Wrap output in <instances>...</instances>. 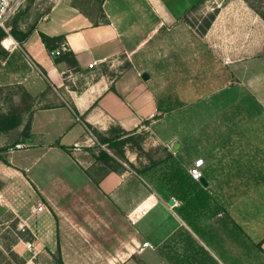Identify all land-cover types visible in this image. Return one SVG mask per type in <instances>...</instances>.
<instances>
[{"label":"crops","instance_id":"1","mask_svg":"<svg viewBox=\"0 0 264 264\" xmlns=\"http://www.w3.org/2000/svg\"><path fill=\"white\" fill-rule=\"evenodd\" d=\"M212 1L103 0L105 16L96 23L76 6L55 7L24 42L13 41L10 49H6L8 54L1 64L10 66V60L14 59L13 63L17 65L9 74L20 78L16 84L21 86L26 103L16 105L21 108L18 112L21 123L7 133H0V142L12 136L27 148L15 152L24 155L27 173L40 172L44 175L45 180L36 188L53 212L54 203L48 196L53 190L67 187L78 195L85 206H90L95 216L94 219L91 216L84 219L91 222L89 233H133L127 244L105 264H130L137 248L139 253L158 256L157 248L180 229L197 238L178 214L181 201L169 196L165 186L157 189L152 184L151 179L161 167L155 166L151 173L145 175L140 173L148 168L149 158H141L130 143L119 147L124 152L121 157L125 156L129 166L119 163L116 150L111 147L114 152L108 155L111 161L104 163L96 160L98 155L92 152L89 142L97 139L88 129L99 134L97 144L100 147L107 145L101 142L103 139L114 142L115 136L120 135L123 139L145 130V137L154 144L152 147L162 145L166 148L167 156H162V161L171 156L183 164V153L188 155L189 151L185 145L194 133L184 132L185 124L173 128L171 115L160 114L159 105L147 88L150 77L144 81L141 77L143 73L130 65L121 69L118 76H113L111 70L115 63L122 64L138 54L164 29L169 30L184 22L189 13L200 11L205 14L207 8L217 11L209 28L199 39L213 59L227 65L233 83L247 91L254 101V105L250 103L252 116L234 122L238 133L230 134L213 148L224 151L228 148L227 143L239 146L238 150H234L239 155L232 157L229 169L222 168L221 159H218L219 169L223 174L231 169L239 174H257L264 184V21L244 0H228L221 6H214ZM146 9L152 16V24L144 27L142 36L132 39L129 31L140 28V15L144 16ZM39 33L49 37L63 36L64 39L59 47L49 51ZM61 46L73 54L77 69L66 61L56 60ZM21 69L25 72L19 75ZM26 124L29 131L23 139L22 131ZM207 125L210 126V122ZM160 129L169 132H161ZM206 138L207 141L212 140L208 135H205ZM219 141V138L215 139L216 143ZM60 146L67 150L73 147V150L67 153ZM214 159V154L209 153L204 167L216 170L217 167L212 165ZM113 161L120 164L118 168L108 167ZM69 173L73 176L64 182L65 187H61V179ZM10 176L12 169L0 162V180L7 181ZM170 199H173L171 206L168 205ZM235 204L232 205L226 195L210 200V208L202 216V225L209 233H241L245 221ZM216 205L223 207V211L212 215ZM57 206V230L61 233V201ZM231 206L233 210L228 209ZM77 207L81 208L84 216L85 211L79 202ZM7 211L4 193L0 190V221ZM144 243L147 246L142 248ZM202 245L208 249L205 244ZM64 255L61 249L63 264H69ZM158 258L154 264L162 261ZM34 259L33 256L22 261L23 264H36ZM216 260L220 261L219 258Z\"/></svg>","mask_w":264,"mask_h":264},{"label":"rangeland","instance_id":"2","mask_svg":"<svg viewBox=\"0 0 264 264\" xmlns=\"http://www.w3.org/2000/svg\"><path fill=\"white\" fill-rule=\"evenodd\" d=\"M227 2L228 0L212 1L214 6L225 5ZM244 2L251 6L264 21V0H244ZM102 5L103 0H27L24 7L0 28V31L5 34L0 39V115L19 112L21 108L16 105H20L22 102L26 103L21 86L16 84L20 78L9 74L14 65H17L13 63L14 59L10 58V66L1 64L8 54L2 46L3 40L10 39L12 43L13 41L18 43L12 35V30L23 33L34 29L47 19L48 13L53 8L60 6H76L96 23L105 16ZM206 11L205 14L200 11H195L194 14L189 13L184 22L174 25L169 30L161 31L134 57L125 60L122 64L115 63L111 71L114 72L113 76H118L121 69L130 65L139 70L141 74L147 73L151 78L147 83V88L153 93L154 99L159 105L160 114L165 115L166 111H169L168 115H171L173 120L181 122L182 119L181 123L185 124L186 128L184 132L194 133L193 137L190 136L191 139L188 143V155L183 153L185 169L189 168L193 160L198 158H202L205 165L206 157L211 153L216 157L212 165L217 167L216 174L221 177L218 159H221L222 168L228 170V165L233 163L232 157L239 155V152H234L235 149H239V146L227 143L228 148L224 151L213 148L230 135L235 124H232L231 119L222 116L218 121L219 124L215 121V125L208 126L206 123L210 121L209 116L212 112L207 110L206 106L212 94L230 85L237 88L238 86L233 83V77L227 65L213 59L205 44L199 39L201 30L208 19L217 14V11L210 10V8H207ZM144 12V16L140 15L142 21L140 28L135 27L129 31L132 39L138 38V35L142 36L145 28L152 24V16L148 9ZM9 49L10 47L7 50ZM23 72L25 70L21 69L19 75H22ZM226 103L225 98L221 99L216 105L217 110H220ZM88 129L97 139V141L89 142L93 149L92 152L97 155H113L114 152L108 145L100 147L97 144L100 141L99 134L89 127ZM169 129L172 130L171 127ZM160 131L169 132L164 129H160ZM247 132H249V128ZM145 134L147 132L141 130V132H135L128 137L134 142L138 155L144 160L149 158L148 168L153 165L155 168L162 161L161 157L167 156V150L162 145L152 147L154 144L148 137H145ZM205 135L210 136L212 140L207 141V138L205 140ZM216 138L220 139L217 143L215 142ZM17 144L21 143L12 136L7 137L3 143L0 142L2 145L0 150H5L0 152L2 159L0 162L12 169L11 178L8 177L7 181L0 180V190L4 193V201L8 209L5 218L0 221V264H19L23 259H30L33 256L36 264H59L57 250H59L61 258V249L64 256L67 257L66 261L69 260V264L107 263L108 258L115 256L116 252L124 244H127L133 233H89L91 222L84 221V219L86 217L94 219L95 216L91 213L90 206H85L78 199V195L67 187L60 191L53 190L50 197L48 196V199L51 201L50 198H52L54 203L55 212H53L36 188V185L40 187L42 181L45 180L44 175L40 172L38 174L26 172L24 155L17 154L15 151H23L27 148L23 145L16 148ZM72 150L73 147H70V150L66 152L69 153ZM119 150L115 152L119 163L129 166L125 156L121 157L119 154ZM119 163L113 161L108 167L116 169L120 165ZM162 172L164 169L158 167L155 177L151 179L157 189L159 186L164 187L159 176V173ZM72 176L71 173L65 175L61 179V187H65L64 182L69 181L68 178ZM260 180L259 175L248 174L236 180V187L232 186L223 190V193L230 198L232 205L236 203L235 206L239 207L242 213V219L245 221L243 222L244 237L247 236L255 243L264 238V184ZM60 201L61 233H58L56 214L59 213L57 203ZM78 202L85 211L84 216L80 212L81 208H76ZM228 209L233 210V206ZM92 225L94 226V222ZM218 234L221 239V249L214 251L207 247V250L215 259L218 258V253L226 255V260L223 262L219 259V264H264V243L262 252L250 246L251 255L248 256L245 246L234 244L226 233ZM195 239L202 245L199 239ZM135 251L130 264H154L155 260L159 259L158 256L162 259L159 264H169L159 253L158 256L153 253H139L138 248Z\"/></svg>","mask_w":264,"mask_h":264},{"label":"trees","instance_id":"3","mask_svg":"<svg viewBox=\"0 0 264 264\" xmlns=\"http://www.w3.org/2000/svg\"><path fill=\"white\" fill-rule=\"evenodd\" d=\"M213 16H211L206 22L204 28L201 30V34L210 26ZM33 29L27 32H16L12 30L13 37L20 44L24 42ZM5 36L3 32L0 31V39ZM39 37L47 48L51 51L63 42V36L49 37L43 33H39ZM57 61H66L71 67L77 69V63L74 56L69 51L60 52L59 57H56ZM207 101L206 109L211 111L212 114L209 116L210 124L215 125V121H219L221 117H227L232 120V124L236 120H247L252 115V108H250V103L254 105L253 99L250 97L247 91L237 87H232L222 89L217 93L211 95ZM225 98L227 103L219 110H217L216 105L221 99ZM214 101V102H213ZM219 107V106H218ZM169 111H166L168 114ZM181 122L182 119H181ZM174 120L172 124L173 128H179L183 126V123ZM21 123V117L18 112H10L8 114L0 115V133H7L10 130L17 128ZM207 124V123H206ZM219 124V122H218ZM234 127V125H233ZM236 129V128H235ZM233 130L230 134L238 133L237 130ZM29 131V125L26 124L22 131L23 139L27 137ZM127 134V133H125ZM114 142L112 139H103L101 142L107 144L109 147L115 149L116 151L120 146H124L130 143L134 146V142L130 137L120 139V135L115 136ZM187 144V143H186ZM64 151L67 149L60 146ZM185 149L188 150V145H185ZM1 149L0 152H4ZM119 154L123 156L122 150H119ZM2 161V159L0 158ZM96 160L102 161L104 163L111 161L110 157L106 155H98ZM159 166L164 169V172L160 173V180L164 183L165 192L171 196L177 198L181 201V206L178 208V214L184 222L192 229L193 234L199 239L206 247L211 248L214 251L221 249V239L218 233H209L207 228L202 225V216L208 212L210 200H214L218 197L225 196L223 194V187L228 188L234 186L236 180L240 177H244L245 174H239V172H232L233 169L229 170L227 173H221L222 176L216 174V170L210 167H203V177L208 182L206 188L202 187L200 183L195 182L190 178L187 170L183 167L180 160L174 159L171 156L166 157L163 161L159 163ZM154 169V165L149 168L144 169L140 173L146 174ZM155 174V173H154ZM162 174V176H161ZM237 191V190H235ZM223 211V207L216 205L212 212V215H217ZM239 229V226H235ZM243 230L241 233H226L227 237L232 240L233 243L240 246L241 244L246 247L247 255H251L250 246L254 249L262 252V244L264 243V238L258 242H253L249 240L247 236L244 237ZM58 260L59 264H63L60 258L59 250ZM157 252L169 263V264H219V262L210 255V253L205 249L204 246L200 245L199 242L187 231L180 229L176 233H173L164 244L157 248ZM222 252V251H221ZM218 258L223 262L226 260L223 253H218ZM19 264H23L21 261Z\"/></svg>","mask_w":264,"mask_h":264},{"label":"built area","instance_id":"4","mask_svg":"<svg viewBox=\"0 0 264 264\" xmlns=\"http://www.w3.org/2000/svg\"><path fill=\"white\" fill-rule=\"evenodd\" d=\"M27 0H0V28L18 13L25 5ZM62 52L66 51L64 46L60 49ZM22 144L15 145L16 148H20ZM204 167V161L202 158L195 159L192 165L187 169V173L192 180L199 183V180L203 177L202 168ZM147 243L142 245V248L146 247Z\"/></svg>","mask_w":264,"mask_h":264},{"label":"water","instance_id":"5","mask_svg":"<svg viewBox=\"0 0 264 264\" xmlns=\"http://www.w3.org/2000/svg\"><path fill=\"white\" fill-rule=\"evenodd\" d=\"M141 77H142V79H143L144 81H147V80L149 79V76H148L147 73H143ZM199 183H200V185H201L202 187H204V188L207 187V181H206L203 177L199 180ZM172 204H173V199H170V200L168 201V205L171 206Z\"/></svg>","mask_w":264,"mask_h":264},{"label":"bare ground","instance_id":"6","mask_svg":"<svg viewBox=\"0 0 264 264\" xmlns=\"http://www.w3.org/2000/svg\"><path fill=\"white\" fill-rule=\"evenodd\" d=\"M11 45V40L10 39H4L2 42V46L4 47V49H8Z\"/></svg>","mask_w":264,"mask_h":264}]
</instances>
